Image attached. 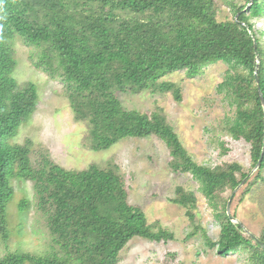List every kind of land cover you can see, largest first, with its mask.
Returning a JSON list of instances; mask_svg holds the SVG:
<instances>
[{"label": "trees", "instance_id": "obj_1", "mask_svg": "<svg viewBox=\"0 0 264 264\" xmlns=\"http://www.w3.org/2000/svg\"><path fill=\"white\" fill-rule=\"evenodd\" d=\"M227 3L233 18L222 21L217 19L216 0H0V239L9 237L11 180L23 179L32 183L35 207L52 243V250L41 254L8 251L0 264H117L134 237L174 239L173 232L149 223L143 209L128 201L116 163L67 169L31 138L10 142L38 100L34 82L20 84L13 77L16 39L30 48L35 68L62 83L74 120L87 125L89 149L106 150L129 137L157 136L168 148L169 167L192 175L219 224L214 240L201 228L207 246L223 256L245 251L250 264H264V248L231 221L229 196L223 195L233 192L249 171L237 162L198 163L160 110L125 109L117 97V92L147 90L171 92L179 102L180 86L160 80L163 76L184 70L194 77L212 63L226 62L229 69L218 90L234 107V116L225 128L232 138L249 143L253 168L264 146V32L251 20L264 14V0ZM263 169L264 153L243 195L253 184L264 183ZM170 201L184 207L194 225L193 191L177 185ZM26 204L20 200L19 209ZM258 238L264 244V229Z\"/></svg>", "mask_w": 264, "mask_h": 264}, {"label": "rangeland", "instance_id": "obj_2", "mask_svg": "<svg viewBox=\"0 0 264 264\" xmlns=\"http://www.w3.org/2000/svg\"><path fill=\"white\" fill-rule=\"evenodd\" d=\"M227 1L237 6L246 3V0H216L218 20L233 18ZM251 21L264 32V14ZM261 39L264 45V34ZM13 52L17 62L13 77L20 84L34 82L38 100L36 110L21 124L10 142L23 143L26 138H31L46 147L50 157L67 169H82L93 163L100 166L107 162L116 163L125 179L128 201L143 209L149 223L159 224L174 234V239L167 242L134 237L120 252L117 264H250L245 251L223 256L207 246L203 231L214 240L219 233V224L192 175L174 172L169 167L171 157L161 139L155 135L129 137L106 150L89 149L86 145L87 125L74 120L62 83L33 66L29 58L30 48L19 39L13 42ZM228 69L226 62L217 61L194 77H188L184 70L163 76L160 80L180 86L179 102L171 92L147 90L117 92V97L125 109L146 113L160 110L198 163L215 166L237 162L250 172L249 143L242 138H232L225 128L226 122L234 116V107L225 99L224 92L218 90V85ZM261 173L264 175V169ZM11 183L14 192L7 205L9 237L6 241L0 239V256L14 250L49 252L52 250L51 236L42 213L36 210L32 183L23 179H12ZM177 185L193 191L197 198L194 209L197 229L186 216L185 208L170 201ZM246 185L247 182L235 192L230 210L247 230L258 237L264 229V183L253 184L243 195ZM231 194L227 191L223 195L230 198ZM22 199L27 204L20 210ZM193 231L195 233L189 236ZM168 253H175V257H169Z\"/></svg>", "mask_w": 264, "mask_h": 264}, {"label": "water", "instance_id": "obj_3", "mask_svg": "<svg viewBox=\"0 0 264 264\" xmlns=\"http://www.w3.org/2000/svg\"><path fill=\"white\" fill-rule=\"evenodd\" d=\"M255 46H256V43H255ZM256 59H257V63L259 62V55L256 51ZM255 78H256V83L257 85L259 84V79L257 77V72L255 70ZM260 92V91H259ZM261 93V92H260ZM262 103L264 105V101H263V98H262ZM263 153H264V146H263V149H262V152H261V156L258 160V162L256 163V165L251 169V171L244 177V179L235 187V189L233 190L230 198L228 199L227 201V205H226V211H227V215L229 216V218L231 219V221L235 222V223H239L243 229L246 231V233H248L250 236H252L254 238V240L264 248V244L262 243V241L255 235L253 234L252 232H250L249 230H247L244 225L242 224V222L237 218V217H234L232 214H231V210H230V205H231V200L235 194V192L246 182V180L250 177V175L255 171L257 170V168L260 166L261 164V160H262V156H263Z\"/></svg>", "mask_w": 264, "mask_h": 264}]
</instances>
